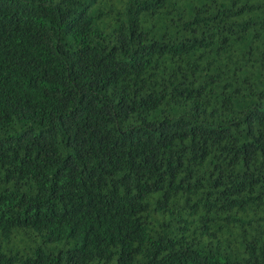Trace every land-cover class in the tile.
<instances>
[{"label": "trees", "instance_id": "trees-1", "mask_svg": "<svg viewBox=\"0 0 264 264\" xmlns=\"http://www.w3.org/2000/svg\"><path fill=\"white\" fill-rule=\"evenodd\" d=\"M0 264H264V0H0Z\"/></svg>", "mask_w": 264, "mask_h": 264}]
</instances>
